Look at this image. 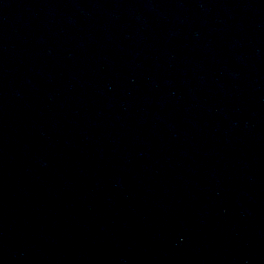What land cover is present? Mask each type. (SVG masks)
I'll list each match as a JSON object with an SVG mask.
<instances>
[{
	"label": "water",
	"instance_id": "95a60500",
	"mask_svg": "<svg viewBox=\"0 0 264 264\" xmlns=\"http://www.w3.org/2000/svg\"><path fill=\"white\" fill-rule=\"evenodd\" d=\"M0 264H264V0H0Z\"/></svg>",
	"mask_w": 264,
	"mask_h": 264
}]
</instances>
